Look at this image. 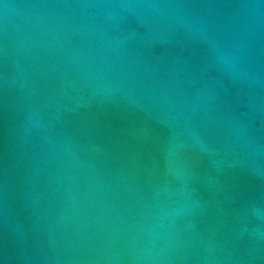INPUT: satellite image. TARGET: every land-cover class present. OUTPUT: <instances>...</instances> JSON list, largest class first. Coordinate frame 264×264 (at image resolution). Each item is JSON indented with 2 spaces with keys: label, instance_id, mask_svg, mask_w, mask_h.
Listing matches in <instances>:
<instances>
[{
  "label": "water",
  "instance_id": "water-1",
  "mask_svg": "<svg viewBox=\"0 0 264 264\" xmlns=\"http://www.w3.org/2000/svg\"><path fill=\"white\" fill-rule=\"evenodd\" d=\"M0 264H264V0H0Z\"/></svg>",
  "mask_w": 264,
  "mask_h": 264
}]
</instances>
